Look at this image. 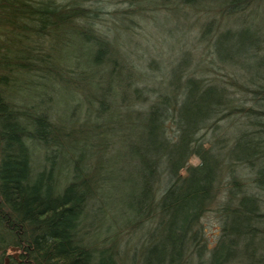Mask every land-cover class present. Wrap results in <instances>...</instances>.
I'll return each instance as SVG.
<instances>
[{
    "label": "trees",
    "instance_id": "obj_1",
    "mask_svg": "<svg viewBox=\"0 0 264 264\" xmlns=\"http://www.w3.org/2000/svg\"><path fill=\"white\" fill-rule=\"evenodd\" d=\"M160 1L206 10L204 53L0 0V264H264V0Z\"/></svg>",
    "mask_w": 264,
    "mask_h": 264
},
{
    "label": "rangeland",
    "instance_id": "obj_2",
    "mask_svg": "<svg viewBox=\"0 0 264 264\" xmlns=\"http://www.w3.org/2000/svg\"><path fill=\"white\" fill-rule=\"evenodd\" d=\"M79 1L95 8L105 24L107 34L118 38L117 44H122L129 52L141 55L145 63L150 61L153 67L169 64L181 53H187L192 58L201 54L204 45L197 40L201 34L198 27L206 17V10H196L185 4H179V8L174 6V1L164 4L160 0ZM212 30L211 27L208 29L209 32ZM126 36L130 37L129 43ZM206 55L210 53L207 51ZM193 161L198 162V159L193 157ZM132 234L120 236L119 248H135L137 240H134L137 236Z\"/></svg>",
    "mask_w": 264,
    "mask_h": 264
}]
</instances>
